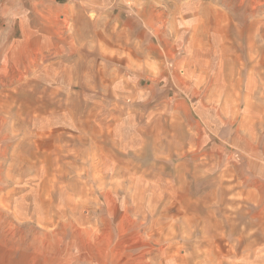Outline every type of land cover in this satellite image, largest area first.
Returning <instances> with one entry per match:
<instances>
[{
	"label": "rangeland",
	"instance_id": "374dc122",
	"mask_svg": "<svg viewBox=\"0 0 264 264\" xmlns=\"http://www.w3.org/2000/svg\"><path fill=\"white\" fill-rule=\"evenodd\" d=\"M0 264H264V0H0Z\"/></svg>",
	"mask_w": 264,
	"mask_h": 264
}]
</instances>
